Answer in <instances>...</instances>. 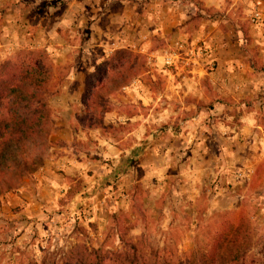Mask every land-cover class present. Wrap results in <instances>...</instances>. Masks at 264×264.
I'll return each instance as SVG.
<instances>
[{"label":"rangeland","instance_id":"374dc122","mask_svg":"<svg viewBox=\"0 0 264 264\" xmlns=\"http://www.w3.org/2000/svg\"><path fill=\"white\" fill-rule=\"evenodd\" d=\"M47 5L54 4L47 0H0V61L13 58L23 48H39L47 54L52 64L48 88L52 109L51 130L55 122L59 123L61 138L53 141L47 158L56 160L83 148L98 150L107 145L102 142L103 138L109 143L113 139L123 138L120 144L122 152L117 156H111L108 152L103 157L98 153H88L95 159H101L102 164L98 169L102 173L93 178L95 171L85 169L86 174L66 176V183L71 189L55 194L53 203L44 206L39 216L25 217L22 225L21 219L16 221V218H13L11 225L10 219H6L5 223L0 222V264H73L69 260L71 253H80L84 249H98L100 253L123 250V243L129 239L138 242L146 254L161 251L183 257L189 250L204 248L228 219L236 221L242 215L250 222V247L247 253L254 260L253 264H264V153L250 171L249 178L244 180L236 175L248 171L246 162L225 165V162L213 156L215 144L202 139L198 150H206L210 159L207 162L199 161L202 168L198 171L200 176L195 189L177 173L179 164L188 166L191 164L189 160H173L170 173L147 172L148 154H153L150 152L152 144L147 148L148 139L133 137V142L129 139L127 122L116 124L104 121L105 116L117 108L115 99L119 93H126L124 87L132 80L107 97L108 109L103 115L102 128L86 129L81 126V99L87 76L98 64L102 65L106 58L121 50L130 52L131 58L141 63L136 76L147 74L149 80L146 83L157 87L159 80L155 81L151 76L160 74L164 68L156 64L155 52L142 51L140 44L118 47L113 40H107L104 46H88L90 51H87L86 44H81L83 34L69 37L63 28L58 33L60 36H56L59 40L50 44L49 49L39 44H6L7 40L3 39L6 35L3 28L6 18L23 11L31 18L34 15L40 17ZM200 14L203 16V13L195 12L188 19L187 28L197 25ZM241 16L244 24H251L248 14ZM145 39L143 35L140 40ZM247 39L245 36L244 41ZM173 43L163 41L160 55ZM71 73H74V78L70 79ZM259 98L244 101L246 108L253 107ZM141 102L139 104L144 106ZM128 104L124 105L125 113L128 112ZM240 110L234 108L229 112L233 116L230 118L231 125L241 124ZM252 119L261 126L259 131L264 135V108L261 105L256 108ZM175 147L173 150L176 152ZM159 152L158 146L156 153ZM194 165L197 166L198 162H194ZM32 178L33 174L25 178L18 188L0 197L15 193L22 186H31Z\"/></svg>","mask_w":264,"mask_h":264},{"label":"crops","instance_id":"0c3cea01","mask_svg":"<svg viewBox=\"0 0 264 264\" xmlns=\"http://www.w3.org/2000/svg\"><path fill=\"white\" fill-rule=\"evenodd\" d=\"M47 1L54 5H47L40 17L31 18L23 11L5 19L6 44H39L49 49L50 44L59 40L56 36H60L58 33L63 28L69 37L83 34L81 44H86L87 51H90L88 46H104L107 40H113L118 47L140 44L142 51L155 52L156 64L160 66L163 41L197 39L210 47L212 66L202 59L190 66H184L181 61L174 69H161L160 74H152L155 81L159 80L154 88L146 83L149 76L140 74L125 86L126 93H119L115 99L117 108L105 116V123L127 122L131 141L135 142L133 137H144L148 139L147 148L152 144L149 149L153 154L149 153L146 161L147 172L170 173L173 160H189L190 165L180 163L176 172L195 189L198 171L202 168L199 161L210 159L206 150H198L202 139L215 144L213 156L225 165L244 161L248 170L255 168L264 153L261 126L252 119L256 108L264 106V0ZM253 6L262 10L263 22L244 24L241 15L249 14ZM195 12L203 16L200 14L201 19L194 28H187V21ZM143 35L146 39L141 41ZM245 36L248 39L244 41ZM69 78H74V73ZM257 96L260 98L254 106L246 108L245 102ZM140 100L144 106L139 104ZM125 103H129L127 113ZM234 108L242 109L239 126L230 123L233 116L229 112ZM53 126L51 148L53 141L61 138L60 124L55 122ZM122 140L113 139L109 143L103 138L102 142L107 145L98 150L83 148L56 160L46 158L33 173L31 186H22L15 193L0 197V222L10 219L11 225L16 218V221L21 219L22 225L25 217L39 216L44 206L53 203L55 194L71 189L66 176L86 174L85 169L95 171L93 178L102 173L98 169L101 159L89 154L94 152L103 157L109 152L117 156L122 152ZM158 146L159 154L156 153Z\"/></svg>","mask_w":264,"mask_h":264},{"label":"trees","instance_id":"16d2710c","mask_svg":"<svg viewBox=\"0 0 264 264\" xmlns=\"http://www.w3.org/2000/svg\"><path fill=\"white\" fill-rule=\"evenodd\" d=\"M131 55L124 50L117 51L87 76L81 99L83 128L104 127L107 97L138 73L141 63ZM51 69L47 54L39 48H23L13 58L0 61V195L18 188L41 167L52 147V109L48 91ZM123 245V250L102 253L98 249H84L71 253L69 260L73 264L254 263L247 253L250 222L243 215L236 221L228 219L204 248L189 250L183 257L161 251L146 254L138 242L131 239Z\"/></svg>","mask_w":264,"mask_h":264},{"label":"built area","instance_id":"2783aa9c","mask_svg":"<svg viewBox=\"0 0 264 264\" xmlns=\"http://www.w3.org/2000/svg\"><path fill=\"white\" fill-rule=\"evenodd\" d=\"M262 15V10L257 6H253L250 8L248 14L249 21L254 25L261 24L263 22ZM200 59L208 60V65H213L214 60L212 59L210 47L204 41L187 39L176 40L170 47L162 52L160 61L162 68L169 69L176 67L181 61L184 63V66H190L193 62H199ZM249 173L250 170L244 173L238 172L236 177H243L244 180H247L250 175Z\"/></svg>","mask_w":264,"mask_h":264}]
</instances>
